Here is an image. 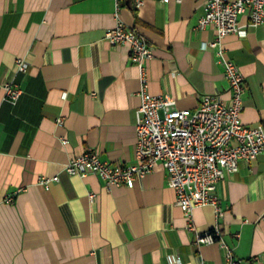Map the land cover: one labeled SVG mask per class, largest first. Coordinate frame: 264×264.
<instances>
[{"label": "crops", "instance_id": "0c3cea01", "mask_svg": "<svg viewBox=\"0 0 264 264\" xmlns=\"http://www.w3.org/2000/svg\"><path fill=\"white\" fill-rule=\"evenodd\" d=\"M204 3L119 0L116 10V0H0V264H170L169 254L184 264H229L219 243H194L215 226L234 259L264 264V152L225 174L216 192L221 214L198 206L191 229L161 163L132 187L109 189L95 174L63 169L84 150L135 163L139 70L127 43L104 37L116 19L152 45L151 93L189 109L201 94L229 97L221 66L203 47L214 29L194 28ZM222 46L244 76L241 121L264 124V24L225 35ZM16 58L25 71H14ZM6 81L22 89L14 104L4 98ZM41 175L58 180L44 187Z\"/></svg>", "mask_w": 264, "mask_h": 264}, {"label": "built area", "instance_id": "2783aa9c", "mask_svg": "<svg viewBox=\"0 0 264 264\" xmlns=\"http://www.w3.org/2000/svg\"><path fill=\"white\" fill-rule=\"evenodd\" d=\"M138 7L142 0H131ZM119 0H116V10ZM116 14V13H115ZM246 16L241 23L239 16ZM264 24V0H205L204 14L195 29L211 26L214 38L203 44L212 49L216 62L221 66L227 81L229 97L218 94H201L198 106L176 107L175 99L167 93L153 94L148 90L146 61L153 55L152 45L137 31L119 19L104 32L112 45L127 43L129 58L139 70V106L135 114L136 140L133 164L111 163L100 158L97 151L84 150L70 158L63 166L69 175L95 174L104 188L125 184L132 187L138 178L152 172L161 163L167 172L169 186L175 193V204L180 206L192 228L191 213L198 206L211 204L221 214L217 187L228 172L237 170L238 161L251 160L264 152V124H244L240 119L245 88L244 76L238 66L226 55L222 38L227 34L244 36L247 26ZM26 62L14 60V71L23 72ZM4 98L14 104L22 89L14 81L3 83ZM59 123L62 118H58ZM62 142H66L62 139ZM58 180L57 175L38 177V183L48 187ZM21 188L6 196L14 200ZM90 199L94 194H89ZM217 242L226 248L225 259L229 264H254L251 260L234 259L222 239L219 226L197 232L194 243ZM170 264H184L179 257L167 255ZM204 264V263H201Z\"/></svg>", "mask_w": 264, "mask_h": 264}]
</instances>
